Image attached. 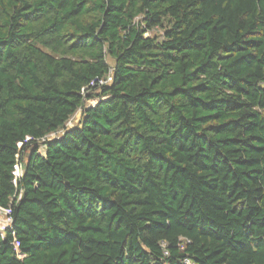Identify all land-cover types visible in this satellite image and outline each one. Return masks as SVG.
Instances as JSON below:
<instances>
[{
    "label": "trees",
    "instance_id": "obj_1",
    "mask_svg": "<svg viewBox=\"0 0 264 264\" xmlns=\"http://www.w3.org/2000/svg\"><path fill=\"white\" fill-rule=\"evenodd\" d=\"M0 206V264H264V0H0Z\"/></svg>",
    "mask_w": 264,
    "mask_h": 264
},
{
    "label": "rangeland",
    "instance_id": "obj_2",
    "mask_svg": "<svg viewBox=\"0 0 264 264\" xmlns=\"http://www.w3.org/2000/svg\"><path fill=\"white\" fill-rule=\"evenodd\" d=\"M146 37H156V38H160L162 36V31L161 29L159 28H154L150 31H148L146 34H145ZM107 61L108 63L112 66L113 65V60H111L110 58H107ZM97 102V99H94V100H91L89 102H86V105L87 106H94ZM80 116H81V110H78L69 120L68 122L65 124V130H69L73 127H75L78 122H79V119H80ZM63 133V130H60L59 132L57 133H54V134H50L48 135L44 140L42 141H39L36 146L37 148H39V153H43L44 152V145H43V142L44 141H52L54 139H58L59 137H61ZM32 148V147H31ZM31 148H29L28 150L25 151V154H24V158L27 157V155L29 154V152L32 150Z\"/></svg>",
    "mask_w": 264,
    "mask_h": 264
},
{
    "label": "built area",
    "instance_id": "obj_3",
    "mask_svg": "<svg viewBox=\"0 0 264 264\" xmlns=\"http://www.w3.org/2000/svg\"><path fill=\"white\" fill-rule=\"evenodd\" d=\"M111 81V77H107L106 80H99L98 85H105L108 84ZM95 82L91 83L90 86H94ZM86 89V88H85ZM85 89H82V93H85ZM19 147H21V144H18ZM23 175V166L20 163V161L17 159L15 165L13 166L12 176H13V184L14 186L17 185V181L22 177ZM12 224V218L10 215V210L3 208L0 206V233L1 235H4V232L11 227Z\"/></svg>",
    "mask_w": 264,
    "mask_h": 264
}]
</instances>
